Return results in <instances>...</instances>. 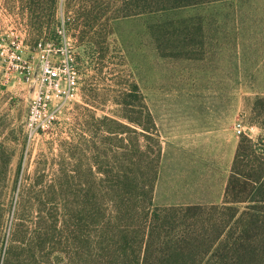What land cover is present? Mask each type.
I'll return each mask as SVG.
<instances>
[{"label": "rangeland", "instance_id": "374dc122", "mask_svg": "<svg viewBox=\"0 0 264 264\" xmlns=\"http://www.w3.org/2000/svg\"><path fill=\"white\" fill-rule=\"evenodd\" d=\"M40 7L31 16L23 1L0 0V43L27 39L19 63L0 46V264L6 256L10 264H79L80 239L94 240L99 211L114 205L97 195V179L121 170L140 182L155 174L157 205L223 203L239 138L260 131L264 0L136 13L98 31L78 19V0H57L53 14ZM44 62L73 70L75 81L60 72L47 104L55 119L29 134ZM133 83L151 113L150 136L118 102ZM139 106L137 97L128 109L134 120Z\"/></svg>", "mask_w": 264, "mask_h": 264}, {"label": "trees", "instance_id": "16d2710c", "mask_svg": "<svg viewBox=\"0 0 264 264\" xmlns=\"http://www.w3.org/2000/svg\"><path fill=\"white\" fill-rule=\"evenodd\" d=\"M21 1L32 16L38 13L40 3H46L53 14L57 0ZM78 1V19L98 31L118 17L210 0ZM41 38L34 39L31 46ZM137 97L141 118L134 120L128 109ZM118 102L125 109L124 117L135 121L144 136H150L153 121L137 84L122 89ZM254 109L261 117L253 120L260 131L255 137L239 138L221 204H154L155 174L146 178L147 182L125 170L97 179V195L109 196L114 205L99 211L102 218L94 240L80 239L79 264H264V96H257ZM130 164L134 162L125 163L128 168ZM124 217L130 222H123ZM12 243L6 254L12 252ZM4 264H10L7 256Z\"/></svg>", "mask_w": 264, "mask_h": 264}, {"label": "built area", "instance_id": "2783aa9c", "mask_svg": "<svg viewBox=\"0 0 264 264\" xmlns=\"http://www.w3.org/2000/svg\"><path fill=\"white\" fill-rule=\"evenodd\" d=\"M22 35H25L24 31ZM24 43V36H16L12 41L1 42L0 46L5 47L9 45L8 47L12 50V58L17 63H19L20 61H22V57L19 53V50L21 49V47H23ZM43 43L44 41L41 38L34 44L33 47L36 49L40 47ZM24 45H26V43ZM61 71L67 74V81L69 82V84L74 83L75 80L73 70H70L69 68H67L66 70V68H61V66L55 67L52 64H49L48 62H44L41 65L39 93L31 98L28 108L26 125L29 127V134L32 132V130L46 129L50 127V125L53 123L55 116L53 113H51L47 104L52 98L51 90L53 86L59 83V76ZM235 130L237 133H239L241 130V126L237 124L235 126Z\"/></svg>", "mask_w": 264, "mask_h": 264}]
</instances>
